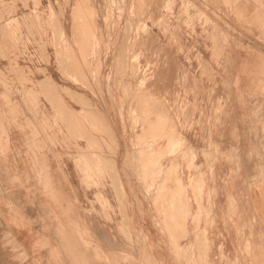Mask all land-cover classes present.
I'll list each match as a JSON object with an SVG mask.
<instances>
[{"label": "rangeland", "instance_id": "374dc122", "mask_svg": "<svg viewBox=\"0 0 264 264\" xmlns=\"http://www.w3.org/2000/svg\"><path fill=\"white\" fill-rule=\"evenodd\" d=\"M82 2L0 0V234L6 229L2 217L8 198L25 210L18 202L30 192L17 185L39 182L31 196L54 197L57 182H72L73 162L107 214L114 208L103 191L112 190L124 229H131L126 199L118 193L117 162L125 180L137 185L140 199H135L155 215L156 228L180 232L191 225V233L180 238L188 239L190 250L177 252L176 259L191 256V264H210L209 255L215 254L209 252L207 233L220 230L222 240L234 235L240 246L235 264H264V230L251 211L248 189L264 173L240 172L238 137L231 134L235 107L260 100L259 110L250 106L255 119L264 111V93L239 94L232 87V12L217 8L215 0ZM236 18L248 22V17ZM227 132L232 139L221 152L219 140ZM200 146L204 166L196 167ZM216 163L234 171L219 179ZM237 178L239 190L233 187ZM15 181V189H9ZM200 181L211 186L202 192ZM216 184L222 188L215 189ZM218 193L225 205L217 214ZM220 257L233 264L231 254ZM25 258L22 253L20 260ZM31 259L40 262L37 254ZM58 259L50 252L51 263Z\"/></svg>", "mask_w": 264, "mask_h": 264}, {"label": "crops", "instance_id": "0c3cea01", "mask_svg": "<svg viewBox=\"0 0 264 264\" xmlns=\"http://www.w3.org/2000/svg\"><path fill=\"white\" fill-rule=\"evenodd\" d=\"M215 3L223 12H232L230 55L233 89L239 94L264 93V0H215ZM236 14L239 17H248L247 24L244 20L237 19ZM251 104L255 105L252 107L256 110L262 108L259 106L260 100H256L255 103L249 102L248 106ZM261 104L263 105L264 101H261ZM249 107L240 105L235 107V127L231 134H237L238 137L237 146L241 152L242 162L240 172L260 174L264 173V132L260 127L264 128V111L254 119ZM246 114L251 117L246 118ZM231 139L228 132L225 137L220 138L219 151L222 152L225 142ZM81 146L85 148L84 144ZM204 150L200 146L201 163L196 164V167L204 166L202 153ZM114 168L118 174L116 177L119 178L117 182H120L117 183L118 193L121 197L124 194L126 199L131 229H124L125 219L118 212L119 206L112 190L106 188L103 191L105 194L108 193L106 199L114 208V212L107 214L96 203L97 191L82 184L73 162L72 182H57L55 188L59 194L56 191L54 197L31 196V189L38 188L39 182L35 183V186L33 183L29 185V182L17 185L30 194L18 202L25 205L23 212L20 208L17 209L16 198H8V211L2 217L6 229L3 235L0 234V264H37L31 259L33 254L39 256V264H53L50 261V252H56L59 256L54 264H191V256L183 257L184 260L181 261L174 255L181 250H190L188 239L180 238L191 233V225L188 230L182 229L180 232L175 230L167 232L156 228L155 215L149 213L145 202L141 203V200L139 203L136 202L135 198H140L135 182L125 180V171L117 162ZM231 171L234 169L229 165L216 163L213 167V172L219 175V179L225 172ZM201 172L207 175V171ZM185 173L190 174L187 170ZM185 173L184 177L187 178ZM200 182L202 192L207 186H211ZM255 184L248 188L250 208L264 230V178L257 180ZM216 185L215 189L222 188V185ZM15 187L16 181L8 185L9 189ZM233 187L239 190V178L233 181ZM224 201L225 197L218 193L214 202L217 214L221 205L222 211L224 210ZM206 202V199L202 198V204ZM234 203L235 207H239L236 199ZM29 209L32 210L31 214L28 212ZM171 224L169 222L170 226ZM222 236L223 232L220 230L207 233L211 243L209 252L215 254L213 257L209 255L210 264H225L220 257V253L225 252L231 254L232 262L235 264V254L236 252L239 254L240 246L235 243L234 235L231 241L222 240ZM188 237L189 241L193 238L191 234ZM22 253L27 255L24 260H20ZM228 262L230 260L226 261Z\"/></svg>", "mask_w": 264, "mask_h": 264}, {"label": "bare ground", "instance_id": "6f19581e", "mask_svg": "<svg viewBox=\"0 0 264 264\" xmlns=\"http://www.w3.org/2000/svg\"><path fill=\"white\" fill-rule=\"evenodd\" d=\"M80 2H82V0H79ZM84 1V0H83ZM86 1V0H85ZM89 1V0H88ZM144 1V0H143ZM152 2V1H151ZM85 3H87V2H85ZM141 3V2H140ZM80 4H83V2L82 3H79V5H78V7L80 6ZM87 5V4H86ZM139 5V4H138ZM82 6V5H81ZM85 6V5H84ZM83 6V7H84ZM77 7V8H78ZM76 8V9H77ZM87 7L85 6V8H83V10L84 9H86ZM82 9V8H81ZM79 10V9H78ZM77 10V11H78ZM79 12V11H78ZM80 12H83V11H81L80 10ZM79 12V13H80ZM76 15V14H75ZM91 15V14H90ZM146 15V14H145ZM92 17V16H91ZM156 19V18H155ZM79 20H80V18H79ZM156 23V22H155ZM84 29V28H83ZM91 30V29H90ZM77 33V32H76ZM88 33V32H87ZM90 34V33H89ZM60 36V35H59ZM85 39H87V38H85ZM82 41V40H81ZM84 41V40H83ZM87 42H88V40H87ZM67 43V42H66ZM158 44V43H157ZM83 46H84V44H83ZM149 49V48H148ZM88 50V49H87ZM80 51V50H79ZM83 53V52H82ZM71 54V53H70ZM168 54V53H167ZM46 57V56H45ZM83 59V58H82ZM84 63V62H83ZM86 64V63H85ZM120 64V63H119ZM118 65V64H117ZM170 66V65H169ZM118 68H120V67H118ZM118 72V71H117ZM167 72V71H166ZM100 74V73H99ZM81 75V74H80ZM159 75V74H158ZM163 77V76H162ZM174 77V76H173ZM172 77V78H173ZM75 78V77H74ZM82 78V77H81ZM91 80V79H90ZM114 80V79H113ZM158 81V80H157ZM172 81V80H171ZM86 86H88V85H86ZM125 86V85H124ZM151 86V85H150ZM157 87V86H156ZM48 88V87H47ZM169 88V87H168ZM149 89V88H148ZM150 90H151V88H150ZM40 91V90H39ZM43 91V90H42ZM41 93V92H40ZM74 93V92H73ZM144 93V92H143ZM123 95V94H122ZM128 95H130V94H128ZM152 95V94H151ZM72 96V95H71ZM78 96V95H77ZM149 96V95H148ZM35 97V96H34ZM36 98V97H35ZM49 99V98H48ZM52 99V98H51ZM153 99V98H152ZM59 100H61V99H59ZM49 101V100H48ZM151 101V100H150ZM139 103H140V101H139ZM54 104V103H53ZM152 104V103H151ZM56 106V105H55ZM136 107V106H135ZM55 108V107H54ZM64 108V107H63ZM66 108V107H65ZM35 109V108H34ZM152 109V108H151ZM165 109V108H164ZM59 111V110H58ZM161 111V110H160ZM63 112V111H62ZM69 112V111H68ZM156 112V111H155ZM167 112V111H166ZM83 113V112H82ZM152 113V112H151ZM158 113V112H157ZM161 113V112H160ZM132 114V113H131ZM146 114V113H145ZM58 115V114H57ZM159 115V114H158ZM169 115V114H168ZM73 116H74V113H73ZM71 117V116H70ZM75 117V116H74ZM77 117V116H76ZM151 117V116H150ZM156 117H158V116H156ZM164 117V116H163ZM65 118V117H64ZM63 118V119H64ZM84 118V117H83ZM90 118V117H89ZM92 118V117H91ZM69 119H71V118H69ZM69 119H67L66 118V120H68V122H69ZM75 119V118H74ZM153 119V118H152ZM151 119V120H152ZM161 119H164V118H161ZM160 120V119H159ZM165 120H167V119H165ZM72 121V120H71ZM95 121V120H94ZM63 122V121H62ZM65 123H66V121H65ZM90 123V122H89ZM144 123V122H143ZM160 123V122H159ZM162 123V122H161ZM160 123V124H161ZM164 123V122H163ZM168 123V122H167ZM80 124H81V122H80ZM142 124V123H141ZM67 125V124H66ZM69 125V124H68ZM67 125V126H68ZM139 125V124H138ZM148 125V124H147ZM152 125H154V124H152ZM94 126H95V124H94ZM161 126V125H160ZM54 127V126H53ZM82 127V126H81ZM139 127V126H138ZM146 127H148V126H146ZM153 127V126H152ZM157 127V126H156ZM70 128V127H69ZM150 128V127H149ZM35 129V128H34ZM76 129V132H77V128H75ZM83 129V128H82ZM152 129V128H151ZM160 129V128H159ZM164 129H165V127H164ZM96 130H97V128H96ZM100 130V129H99ZM149 130V129H148ZM155 130V129H154ZM36 131V130H35ZM73 131V130H72ZM101 131V130H100ZM140 131V130H139ZM151 131V130H150ZM160 131V130H159ZM158 131V132H159ZM168 131V130H167ZM167 131H165V132H167ZM67 132H68V130H67ZM109 132V131H108ZM136 132V131H135ZM148 132V131H147ZM175 132V131H174ZM179 132V131H178ZM38 133V132H37ZM145 133V132H144ZM144 133H143V135H144ZM153 133V132H152ZM152 133H150V135L152 134ZM157 133V132H156ZM88 134H90V133H88ZM153 134H155V133H153ZM158 134V133H157ZM157 136H159V135H157ZM164 136V135H163ZM174 136V135H173ZM87 137V136H86ZM138 137V136H137ZM145 137H146V135H145ZM153 137V136H152ZM169 137V136H168ZM74 138V137H73ZM149 138V137H148ZM156 138V136L153 138V139H155ZM159 138V137H158ZM140 139V138H139ZM151 139V138H150ZM94 140V139H93ZM145 140H146V138H145ZM144 140V141H145ZM160 140V139H159ZM171 140V139H170ZM90 141V140H89ZM139 141V140H138ZM142 141V140H141ZM169 141V140H168ZM173 141H174V138H173ZM176 141V140H175ZM92 142V141H91ZM70 143V142H69ZM95 143V142H94ZM93 143V144H94ZM99 143V142H98ZM145 143H146V141H145ZM169 143V142H168ZM171 143V142H170ZM91 144V143H90ZM96 145V144H95ZM140 145V144H139ZM151 145V144H150ZM105 146V145H104ZM168 146V145H167ZM166 146V147H167ZM94 147V146H93ZM93 147H91V149L93 148ZM100 148V147H99ZM142 148V147H141ZM175 149V148H174ZM175 151V150H174ZM135 152V151H134ZM167 152V151H166ZM126 153V152H125ZM188 154V153H187ZM87 157V156H86ZM92 157V156H91ZM97 157V156H96ZM149 157V156H148ZM161 157V156H160ZM93 158V160H94V157H92ZM149 159V158H148ZM158 160H156V162H157ZM91 162H93V161H91ZM76 163V162H75ZM96 163V162H95ZM105 164H106V162H104ZM109 163V162H108ZM115 163V162H114ZM93 165V164H92ZM94 165H96V164H94ZM100 165V164H99ZM99 165H97V166H99ZM103 165V164H102ZM151 165V164H150ZM149 165V166H150ZM160 164H158V166H159ZM105 166V165H104ZM143 166H144V164H143ZM103 167V166H102ZM174 167V166H173ZM101 168V167H100ZM148 168V167H147ZM146 168V169H147ZM86 169V168H85ZM173 169V168H172ZM172 169H168V170H172ZM87 171V170H86ZM85 171V172H86ZM144 171V170H143ZM166 171V170H165ZM164 171V172H165ZM147 172V171H146ZM169 172V171H168ZM169 173H171V172H169ZM88 174V173H87ZM141 174V173H140ZM155 174V173H154ZM148 175V174H147ZM170 175V174H169ZM87 176H89V175H87ZM149 176V175H148ZM153 176V175H152ZM155 176V175H154ZM161 176H163V175H161ZM147 177V176H146ZM172 177V176H171ZM89 178V177H88ZM160 178V177H159ZM91 179V178H90ZM147 179V178H146ZM149 179H151L150 177H149ZM128 180V179H127ZM157 181L159 180V179H156ZM93 182V181H92ZM85 183V182H84ZM146 183H147V181H146ZM170 183V182H169ZM156 184V183H155ZM165 184V183H164ZM167 184V183H166ZM171 184V183H170ZM143 185V184H142ZM159 186V185H158ZM104 187V186H103ZM148 187V186H147ZM150 187V186H149ZM152 188V187H151ZM156 188H159V187H156ZM167 188V187H166ZM144 189V188H143ZM161 189H164V188H161ZM169 189V188H168ZM195 189V188H194ZM154 190V189H153ZM159 190V189H158ZM121 191V190H120ZM119 191V192H120ZM145 191H146V189H145ZM164 192V191H163ZM130 193V192H129ZM153 193V192H152ZM181 193V192H180ZM161 194V193H160ZM174 194V193H173ZM175 194H177V193H175ZM156 195H158V194H156ZM169 195V194H168ZM151 196H152V194H151ZM180 196H182V195H180ZM155 197V196H154ZM157 197V196H156ZM177 197V196H176ZM123 198V197H122ZM125 198V197H124ZM180 198V197H179ZM97 199V198H96ZM122 200V199H121ZM133 200H134V198H133ZM184 200V199H183ZM195 200V199H194ZM136 201V200H135ZM160 201V200H159ZM169 201H171V199L169 200ZM136 202H138V200L136 201ZM165 202V201H164ZM163 202V203H164ZM177 202H178V199H177ZM122 203H123V200H122ZM131 203V202H130ZM139 203V202H138ZM167 203V202H166ZM171 203V202H170ZM187 203V202H186ZM124 204V203H123ZM160 204H161V201H160ZM160 204H159V206H160ZM187 205V204H186ZM180 206V205H179ZM106 207V206H105ZM156 207V206H155ZM164 207V206H163ZM176 207V206H175ZM183 207V206H182ZM186 207V206H185ZM108 208H110V207H108ZM162 208V207H161ZM169 208V207H168ZM175 209V208H174ZM188 209V208H187ZM176 210V209H175ZM184 210V209H183ZM186 210V209H185ZM171 211V210H170ZM188 211V210H187ZM157 212V211H156ZM165 212V211H164ZM178 212V211H177ZM185 212V211H184ZM162 213V212H161ZM173 213V212H172ZM183 213V212H182ZM181 213V214H182ZM160 214V213H159ZM158 214V215H159ZM171 215V214H170ZM174 215V214H173ZM182 215H184V214H182ZM178 216H180V215H178ZM181 217V216H180ZM177 218V217H176ZM180 219V218H179ZM183 219H184V217H183ZM201 219V218H200ZM168 221V220H167ZM169 221H170V218H169ZM179 221V220H178ZM182 222V221H181ZM184 222H186V221H184ZM167 223L168 222H166V225H167ZM170 224H171V222H170ZM180 224V223H179ZM199 224V223H198ZM183 225V224H182ZM186 225V224H185ZM172 227V226H171ZM170 228V227H169ZM178 229H179V227H178ZM185 229V228H184ZM196 229V228H195ZM181 231V230H180ZM179 232V231H178ZM176 234H178V233H176ZM173 236V235H172ZM179 236V235H178ZM198 236H196V238H197ZM170 242V241H169ZM171 244V243H170ZM198 245V244H197ZM264 248V247H263ZM198 249V248H197ZM206 250V249H205ZM199 252H197V254H198ZM189 259V258H188ZM263 263V262H262Z\"/></svg>", "mask_w": 264, "mask_h": 264}]
</instances>
